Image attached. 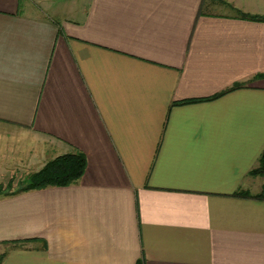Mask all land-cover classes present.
Returning <instances> with one entry per match:
<instances>
[{"label": "crops", "instance_id": "crops-1", "mask_svg": "<svg viewBox=\"0 0 264 264\" xmlns=\"http://www.w3.org/2000/svg\"><path fill=\"white\" fill-rule=\"evenodd\" d=\"M240 12L264 0H0V183L87 160L0 198L2 264H264V21Z\"/></svg>", "mask_w": 264, "mask_h": 264}, {"label": "trees", "instance_id": "trees-1", "mask_svg": "<svg viewBox=\"0 0 264 264\" xmlns=\"http://www.w3.org/2000/svg\"><path fill=\"white\" fill-rule=\"evenodd\" d=\"M241 18L254 20V21H264V17L257 15H249L246 13H239ZM257 78H264L263 75L257 76ZM243 84H236L231 89L213 97L208 100L217 99L231 91L242 88ZM207 100V101H208ZM258 168L251 172L252 176L261 175L264 177V152L262 153ZM87 166V160L83 153L77 152L73 154H65L59 156L52 161L48 162L40 171L34 173L26 182V186L19 191L8 194L7 196H15L30 191L46 189L49 187H59L65 188L76 184L84 175ZM237 196H242L243 194L237 193ZM245 197V196H244ZM264 197L263 193L258 198ZM5 259V254L0 257V264L3 263ZM137 264H144L142 260H139Z\"/></svg>", "mask_w": 264, "mask_h": 264}, {"label": "rangeland", "instance_id": "rangeland-1", "mask_svg": "<svg viewBox=\"0 0 264 264\" xmlns=\"http://www.w3.org/2000/svg\"><path fill=\"white\" fill-rule=\"evenodd\" d=\"M218 12H225V13H230V9L227 8H218L216 9ZM215 10V11H216ZM14 174H13V178L7 182H2L0 183V198L2 197H7L8 194H13L17 191H19L20 189L24 188V186H26L25 182L34 174L36 173L35 171L32 170H28L27 168H23L22 166H19L17 168H15V170H13ZM3 180H4V176H2ZM257 189H254V192ZM21 242L19 243H12V245H15V247H18L20 245ZM9 245L6 246H2L1 251H0V257L2 255H4L5 253L3 252V250H7V247ZM3 252V253H2ZM6 257V254H5Z\"/></svg>", "mask_w": 264, "mask_h": 264}]
</instances>
